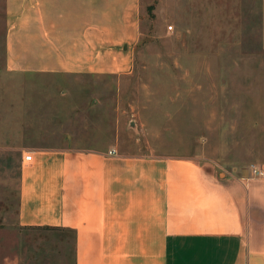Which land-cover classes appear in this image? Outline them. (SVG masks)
<instances>
[{
	"label": "crops",
	"instance_id": "obj_1",
	"mask_svg": "<svg viewBox=\"0 0 264 264\" xmlns=\"http://www.w3.org/2000/svg\"><path fill=\"white\" fill-rule=\"evenodd\" d=\"M154 2L5 0L6 70L125 69ZM164 4L177 21V2ZM214 8L225 28L258 37L264 50V0H214ZM30 127L25 134L43 132ZM59 142L23 145L33 160L24 154L18 218L71 231L75 264H264V174L253 165L221 171L203 158L127 150L119 135L100 147Z\"/></svg>",
	"mask_w": 264,
	"mask_h": 264
},
{
	"label": "rangeland",
	"instance_id": "obj_2",
	"mask_svg": "<svg viewBox=\"0 0 264 264\" xmlns=\"http://www.w3.org/2000/svg\"><path fill=\"white\" fill-rule=\"evenodd\" d=\"M171 1L177 21L165 0L144 9L125 69L24 74L6 70L0 0V264H75L71 231L19 224L21 165L32 151L23 145L100 147L119 135L127 150L203 158L221 171L264 163L258 37L225 28L214 0ZM29 124L43 132L25 134Z\"/></svg>",
	"mask_w": 264,
	"mask_h": 264
},
{
	"label": "built area",
	"instance_id": "obj_3",
	"mask_svg": "<svg viewBox=\"0 0 264 264\" xmlns=\"http://www.w3.org/2000/svg\"><path fill=\"white\" fill-rule=\"evenodd\" d=\"M172 26H170V28H171ZM111 153H116V151H112ZM25 160L26 161H31V160H33V154L30 152V153H28V154H26L25 155ZM253 171L255 172V173H257V174H264V171L262 170V169H260V168H258V166H256V165H253Z\"/></svg>",
	"mask_w": 264,
	"mask_h": 264
}]
</instances>
